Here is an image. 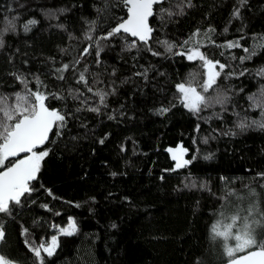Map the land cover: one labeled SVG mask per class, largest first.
Masks as SVG:
<instances>
[{"label": "snow or ice", "instance_id": "obj_1", "mask_svg": "<svg viewBox=\"0 0 264 264\" xmlns=\"http://www.w3.org/2000/svg\"><path fill=\"white\" fill-rule=\"evenodd\" d=\"M83 7V3L53 6L45 13L46 19L56 21L51 26L66 35L67 46H58L60 59L46 57L45 66L40 69H34L27 59H21L18 67L21 50L8 40L28 35L40 25V20L32 17L24 21L20 15H5L0 24V54L9 66L4 75L7 86L0 85V264H56L62 250L61 237L72 238L80 233L74 217L66 218V226L51 218L63 215L52 201L75 208L82 205L56 195L44 183L45 161L61 148L70 153L81 136L88 138L91 134L94 143L105 145L111 133L97 135L95 128L90 127L92 118L102 122L106 116L109 121L119 122L126 116L125 105L120 104L118 112L110 107L109 98L119 96L121 87L129 82L138 80L143 86L156 89L143 100L150 104L152 115L171 118L180 109L182 115L191 119L197 135L203 124L208 125V134L201 137L204 145L223 137L236 139L252 131L264 133V31L256 32L250 27L247 13L252 10L251 0H233L228 20L219 33L209 22L203 27L194 25L183 39L169 33L168 26L191 19V14L203 7L199 0H92L94 15L77 14V32L70 14ZM202 19L210 21L211 12L206 11ZM220 37L224 39L221 41ZM213 47L220 50L222 59L209 56L206 50ZM146 54L152 58L148 66L139 63ZM257 58L259 63H253ZM161 61L182 65L184 71L177 68L173 79L157 67ZM42 77L53 79L57 86L50 87ZM158 78H164V86ZM169 81L172 87L166 91ZM249 81L255 82V91L248 86ZM136 92L144 96L142 87ZM253 112L259 118H253ZM192 143L197 141L193 139ZM120 150L127 151L123 145ZM166 151L175 163L163 169L164 173L187 170L176 192L209 190L207 181L200 182L191 175L199 167L198 146L193 155L183 143ZM215 155L214 151H206L202 159L211 162ZM261 165L258 170L248 168L253 183L245 186L243 194L229 193V198H219L221 203L206 229L207 247L189 264H264ZM124 174L111 172L114 178ZM167 178L158 175L161 184ZM123 200L135 206L129 197ZM86 203L95 204L96 200L92 197ZM47 214L51 217L46 218ZM26 217H31L30 225ZM13 225L23 259L4 251ZM111 227L116 229L118 225L113 223ZM45 228L47 232L43 231ZM68 242L64 240V244Z\"/></svg>", "mask_w": 264, "mask_h": 264}, {"label": "trees", "instance_id": "obj_2", "mask_svg": "<svg viewBox=\"0 0 264 264\" xmlns=\"http://www.w3.org/2000/svg\"><path fill=\"white\" fill-rule=\"evenodd\" d=\"M91 2L92 0H0V24L5 15H20L24 21L32 17L40 20V25L28 35L8 38L10 45L21 50V54L17 55L18 67L21 59H27L34 69H40L45 66L46 57L55 56L60 59L58 46H67L66 35L51 26L56 21L46 19L45 13L52 10L53 6L66 7L73 3H83L82 9H73L70 14V22L78 32L80 22L77 14L83 17L94 15ZM199 2H202L203 7L194 11L191 19H185L179 25H169V33L183 39L194 25L203 27L209 22L216 27L218 33L222 30L233 0ZM21 4L25 7L21 8ZM251 4L252 10L247 13V18L251 21L250 27L256 32L264 31V0H251ZM206 11L211 12L210 21L202 19ZM223 39L224 37H220L221 41ZM206 51L214 59H222L219 49L213 47ZM25 52L27 56L22 55ZM149 59H152L150 55H143L139 63L148 66ZM253 63H259L258 58ZM8 67L5 56L0 54V85L4 87L7 86L4 75ZM157 67L160 71L168 72L173 79L177 68L184 71L182 65L172 64L170 61H161ZM129 74L130 72L125 73L124 78ZM42 78L50 87L57 86L53 79ZM158 80L164 86V78ZM248 86L255 91L254 81H249ZM138 87L143 88L144 96L136 92ZM171 87L169 81L165 86L166 91ZM155 92L153 86H143L138 80L123 85L119 96L109 98V104L118 112L119 105L124 104L127 115L119 122L109 121L106 116L102 118V122L100 118H92L90 124L97 135L111 133L105 145L94 143L91 134L88 138L81 136L77 147L70 153L61 148L55 156H50L45 161V171L42 173L44 183L52 187L56 195L82 205L75 208L62 201H52L63 215L51 217V214H47L46 218L51 217L61 226H66V218L72 216L80 227L77 236L61 237L62 250L58 252L56 264H189L193 256H199L207 247L206 229L210 225L213 211L221 203L219 198H229V193L243 194L245 186L253 183L248 168L258 170L257 166L264 161V133L252 131L236 139L223 137L204 145L201 137L208 134V125L203 124L201 134L197 135L193 131L191 119L182 115L180 109L175 110L177 114L171 118L152 115L150 104L146 105L143 100ZM51 103L58 104L56 101ZM251 115L259 118L256 112ZM74 131L83 132L79 129ZM193 139L197 144L192 143ZM181 143L189 149V155L194 154L193 150L197 146L201 149L199 167L191 175L200 182L207 181L209 190L193 189L178 193L175 189L182 186L187 170H180L178 173L162 171L175 163L166 149ZM122 145L127 151L121 152ZM134 151L136 154H133ZM206 151L216 153L213 161L206 162L202 159V154ZM111 172L126 174L114 178ZM159 174L168 177L165 184L158 180ZM221 177L227 179L222 180ZM125 196L133 200L134 207L124 202ZM92 197L96 203H86ZM25 220L27 224H31V217H26ZM113 223L118 228L113 229ZM15 227L13 225L9 229L11 238L4 251L23 259ZM43 231L48 230L45 228ZM48 238L50 239V235ZM65 239L69 241L67 244H64Z\"/></svg>", "mask_w": 264, "mask_h": 264}]
</instances>
